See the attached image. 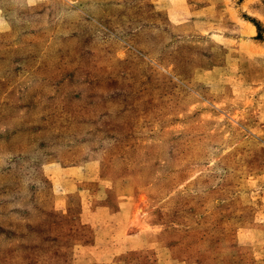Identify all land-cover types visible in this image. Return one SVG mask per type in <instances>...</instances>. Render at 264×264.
Wrapping results in <instances>:
<instances>
[{"label":"rangeland","instance_id":"obj_1","mask_svg":"<svg viewBox=\"0 0 264 264\" xmlns=\"http://www.w3.org/2000/svg\"><path fill=\"white\" fill-rule=\"evenodd\" d=\"M0 264H264V0H0Z\"/></svg>","mask_w":264,"mask_h":264}]
</instances>
